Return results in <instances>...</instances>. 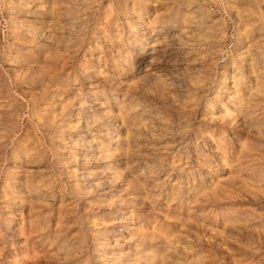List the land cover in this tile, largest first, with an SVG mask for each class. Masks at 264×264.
<instances>
[{
    "label": "rangeland",
    "instance_id": "obj_1",
    "mask_svg": "<svg viewBox=\"0 0 264 264\" xmlns=\"http://www.w3.org/2000/svg\"><path fill=\"white\" fill-rule=\"evenodd\" d=\"M52 8L64 28L50 51ZM138 13L176 54L148 77L137 66L144 55L126 71L128 50L105 48L126 46ZM92 53L107 60L102 72ZM112 69L132 86L128 96L108 88ZM234 71L242 95L231 106L224 81ZM93 81L109 99L102 114L93 108L95 131ZM238 99L250 103L241 115ZM239 151L240 164L226 166ZM126 209V221L171 234L173 264H264V0H0V264L135 260L118 231Z\"/></svg>",
    "mask_w": 264,
    "mask_h": 264
},
{
    "label": "bare ground",
    "instance_id": "obj_2",
    "mask_svg": "<svg viewBox=\"0 0 264 264\" xmlns=\"http://www.w3.org/2000/svg\"><path fill=\"white\" fill-rule=\"evenodd\" d=\"M73 1V0H72ZM36 2V1H35ZM59 4V3H58ZM61 5V4H60ZM55 8H52V10H49L48 12V16L49 14L53 15L52 17L53 18H50L49 20V24H56L58 25L57 29H55L54 26H52L51 28L49 27L50 25L48 24V48L50 51L54 50L53 47H55L56 44H58L57 46H59L60 42H61V38H60V33L57 32V30H61L63 29L64 27L62 25V19H64L62 16V13L57 12V10L54 11ZM58 9V7H57ZM127 9V8H125ZM133 10L134 11H138L137 8H136V4L133 6ZM46 11V10H45ZM46 13V12H45ZM55 13V14H54ZM46 15V14H45ZM136 17H139L135 23H133V27H132V31L130 33V35L128 36L129 37V40L127 41V44L126 46L123 47V44L122 47H115L113 44H111L109 46L108 45H105V48L107 49H112L111 52L112 54H120L122 57H123V54L127 51V55H124V59L120 63V66L122 65L123 69L125 68L126 71L127 69H131L133 67V65L131 66L130 65V62L132 61V59H138L141 55H144L145 58L144 59H141L140 58V62L138 63V70L143 73V76L144 77H148L151 75V73L153 71H155L157 68L161 67L162 70H165L166 68H169L173 62L175 61L174 59V55L176 54H173L170 49L168 48V46L166 45V42L164 41V39H162L163 37H161V30L159 31H155V29H158V27H160V25H157L156 23L152 22V21L149 19V21H147L148 23H146L145 25V19L143 16H141V13H138V14H135ZM50 17V16H49ZM110 19H113V18H110ZM156 19H158V16L156 17ZM118 20V19H117ZM122 20V19H121ZM164 20V19H163ZM111 21V20H109ZM56 22V23H55ZM118 22V21H117ZM156 22V21H155ZM161 22V21H160ZM116 23V22H114ZM171 23V22H170ZM45 24V23H44ZM74 24V23H73ZM140 25H142V28L140 27ZM74 27V26H73ZM78 28V27H77ZM75 29V28H74ZM116 29V26L115 28ZM144 30L143 32V35H140L139 32L140 30ZM118 30V29H117ZM102 31V30H100ZM28 32V31H27ZM62 32V31H61ZM65 32V31H64ZM63 32V33H64ZM103 32L105 33V37L112 34L113 31L111 29L108 28V24L104 25L103 26ZM177 32V31H176ZM67 33V32H66ZM116 33V32H115ZM182 33V32H181ZM185 33V32H184ZM205 34V33H204ZM67 37V36H66ZM112 38V37H111ZM110 38V39H111ZM101 40V39H100ZM108 40V38H107ZM120 40V39H119ZM123 40V39H121ZM121 40H120V43H121ZM88 41V40H87ZM96 42V40H95ZM102 42V41H101ZM114 42V41H113ZM111 42V43H113ZM110 43V42H109ZM168 43V42H167ZM98 44V42H97ZM119 44V43H118ZM70 45V44H69ZM63 46V45H62ZM95 48H99L97 45L94 46V49ZM61 51V50H60ZM92 51V50H91ZM95 52V51H94ZM50 55V54H49ZM97 55V54H96ZM119 55V57H120ZM52 56V55H51ZM105 57L107 56V54L104 55ZM112 57V55H111ZM255 57H253L254 59ZM102 56H100L98 54L97 57L94 58V53L91 54V61H95L97 62L98 64V69H99V72H102V67L103 68H106L107 66L104 65L101 63V60H102ZM252 59V60H253ZM258 59V58H257ZM41 60V59H40ZM104 60V59H103ZM57 62V61H56ZM105 63H107V60L105 59L104 60ZM118 63V62H117ZM191 63V62H190ZM96 64V63H95ZM65 66V65H64ZM116 65H112L111 66L109 65V67H114L115 68ZM175 66V65H174ZM89 67V66H88ZM108 67V68H109ZM136 67V66H135ZM137 68V67H136ZM52 70V69H51ZM96 71V70H94ZM133 71V70H132ZM176 71V70H175ZM254 71V70H253ZM54 72V70H53ZM105 72V71H104ZM103 72V73H104ZM107 72V71H106ZM105 72V73H106ZM112 76L110 79L106 80L110 83V85L108 86L109 89H113L115 88L116 90L120 91V93H122V96L126 97L128 96L130 93H132V86L129 85V84H126V82H124V80L122 79V73L121 72H118L116 71L115 69H112L111 71ZM169 73V72H168ZM48 74V73H47ZM65 76V70L64 68H62L59 73L57 74H54V73H50L49 76H48V80L50 82H52L56 76ZM97 76V75H96ZM166 76V75H165ZM239 76L238 73H236L235 71L230 75V77H226L224 83H231V86L228 88V93H227V96H226V103L227 104H230L231 106H234L235 103V99L237 98V96L239 95H242L240 93H242V89H240L239 87H237L236 83H235V79ZM172 77V76H171ZM174 77V75H173ZM170 78V77H168ZM230 78V79H228ZM239 78V77H238ZM103 79V78H102ZM58 80V79H57ZM60 80H61V77H60ZM91 80V79H90ZM98 80V79H97ZM58 82V81H57ZM61 82V81H60ZM172 82V81H171ZM243 82H245L243 80ZM108 83V84H109ZM120 84V88H117L115 86H118ZM168 84V83H167ZM195 84V83H194ZM68 85V84H67ZM94 86V87H93ZM107 86V85H106ZM66 87V86H65ZM64 87V88H65ZM77 87V86H76ZM167 87V86H166ZM63 86L61 85V83L59 84L58 86V89H57V93H60V95L63 94L64 92V89ZM100 88V90H99ZM107 87L105 86H99V83H95L93 81V83L90 84V89H89V103L92 108V111L91 113L89 114L88 116V119H87V124L90 126L89 130H92V131H95L97 129V126L98 125H94V123L99 120L102 116V115H98L99 112L96 110H93V108L96 106H100L101 107V114L105 111V104H106V101H108L109 99L106 100L107 98V95H106V89ZM49 89V88H48ZM248 90V89H247ZM138 91V90H137ZM68 92V91H67ZM112 92V91H111ZM81 93V92H80ZM100 93H103L104 96V99L101 100V102H99L100 99H102V97L100 96ZM142 93V92H141ZM248 93H250L248 91ZM65 94V93H64ZM64 94L62 95L63 96V100H61V103L63 105V108L62 110L64 111L65 110V101H64V98H66L64 96ZM69 94V93H68ZM247 93L243 94V95H246ZM252 94V93H251ZM59 95V94H58ZM75 95V93H74ZM68 96V95H67ZM77 96V95H75ZM74 96V98H76ZM247 96V95H246ZM249 96V95H248ZM53 97V96H52ZM79 98V97H78ZM120 96L119 95H115L113 96V100L115 101L114 104H117L118 105V111L123 113L124 111L127 110V106L125 105V102H126V99L124 101V98L118 102ZM242 98V97H241ZM247 98V97H246ZM44 100V99H43ZM68 101V100H67ZM86 101V100H85ZM132 101V100H131ZM213 101V100H212ZM239 101V114L241 115L242 111L244 110L245 111V108H246V111L249 107V104H248V107L246 106L247 103H245L246 100H243V99H238ZM54 102V101H53ZM56 102V101H55ZM69 102V101H68ZM79 103V102H78ZM210 103V102H209ZM82 104V103H81ZM129 104V103H128ZM226 104V105H227ZM238 105V104H237ZM112 106V105H111ZM230 106V107H231ZM61 107V106H60ZM110 107V106H109ZM132 107V106H131ZM252 107V106H251ZM255 107V106H254ZM108 108V107H107ZM233 108V107H232ZM56 109V107H55ZM60 109V108H59ZM58 109V110H59ZM96 109V108H95ZM67 110V109H66ZM250 110V109H249ZM248 110V111H249ZM53 111V110H52ZM61 110H59L60 112ZM156 111V110H155ZM227 111V110H226ZM128 112V111H127ZM64 114V113H63ZM246 114V113H244ZM127 115V114H126ZM159 115V114H158ZM239 115V116H240ZM232 116V115H231ZM238 116V115H237ZM123 118V117H122ZM159 118V117H158ZM76 119V118H75ZM125 119V118H123ZM255 119V118H254ZM129 121V120H128ZM135 121V120H134ZM253 121V120H252ZM125 122V121H124ZM123 122V123H124ZM159 122V121H158ZM123 125V124H121ZM127 125V124H126ZM126 128V127H125ZM141 128V127H140ZM155 128V127H154ZM112 129L114 130H117L116 127H112ZM237 129V128H236ZM111 130V129H110ZM91 134V132H88L87 135ZM137 134V133H136ZM129 136V135H128ZM135 137V136H134ZM99 138V137H98ZM170 138V137H169ZM119 137L118 136H115L114 137V144L119 142ZM189 144V143H188ZM99 145V144H98ZM232 145V144H231ZM240 145V144H238ZM107 146V145H106ZM222 146V145H221ZM253 146V145H252ZM131 148V147H130ZM241 149L239 150H242L241 152L244 153V151H246L248 148H249V145H248V142L246 140H243L242 142V145L240 147ZM119 150V148L117 149ZM127 151V150H126ZM152 152V151H151ZM222 151H220L221 153ZM228 152V151H227ZM240 152V151H239ZM234 153L231 155V157H223L224 159L222 160L224 162V164L226 165L228 162H234V161H239V164L240 162L242 161L243 157V153ZM224 153V152H223ZM246 153V152H245ZM249 153V152H248ZM225 156V155H224ZM247 160V159H246ZM23 160H22V157L19 158V161L17 162L18 164L21 163ZM222 162V163H223ZM249 162V161H248ZM230 165V164H229ZM228 165V166H229ZM227 166V165H226ZM244 166V165H243ZM250 170H251V167H250ZM213 171V170H212ZM147 173V172H146ZM162 173V172H161ZM140 178V177H139ZM249 179V178H248ZM140 180V179H139ZM156 180V179H155ZM179 180V179H178ZM174 188V187H173ZM224 193V192H223ZM173 194V193H172ZM183 200V199H182ZM45 208V207H44ZM232 210V209H231ZM224 212V211H223ZM170 213V212H169ZM125 214H128L127 216H125ZM237 214V213H236ZM233 215V214H232ZM234 215H235V212H234ZM130 216H133V210H125L123 211V215L121 216L120 220H118L117 224L119 225L118 227V231L120 232H124L128 235V238H130L128 241L131 242L129 248H134L135 250H138L135 257L136 259L133 261H130L129 259H127L128 261H125L124 264H169V263H172L173 260L172 257H171V252L173 251V245H171V242H172V239L173 238L171 236L170 233H167L165 231H162V232H159L157 231V228L154 226L155 225H152L153 226V229L151 230L150 227L152 226H148L146 227L145 225H141V227L139 226H136L135 223H133L132 221L131 222H128L126 221V218H129ZM180 218V217H179ZM224 218V217H222ZM189 220V219H188ZM116 223V222H115ZM148 224V223H147ZM184 227V226H183ZM163 229V228H162ZM161 229V230H162ZM31 230V229H30ZM169 232V230H168ZM178 232V231H177ZM29 235V234H28ZM177 237V236H176ZM178 238V237H177ZM127 241V240H125ZM174 243L175 245V242H172ZM153 246H156L158 249V252H151V249L153 248ZM179 248V246H177ZM177 249V248H176ZM175 250V248H174ZM186 252L185 255L188 256L190 255L187 250L185 249ZM178 252V251H177ZM176 252V253H177ZM180 252V251H179ZM36 253V252H35ZM183 253V252H181ZM24 254V253H23ZM114 254V253H113ZM179 254V253H177ZM34 255V254H33ZM123 255V254H121ZM126 255V254H124ZM194 255V254H193ZM49 256V255H48ZM173 256V255H172ZM122 257V256H120ZM125 257V256H124ZM175 257V256H174ZM173 257V258H174ZM178 257V256H177ZM112 258V257H111ZM121 259V258H120ZM123 259V258H122ZM121 259V261H122ZM32 260V259H31ZM126 260V259H125ZM56 261V260H55ZM116 261V260H115ZM175 261V260H174ZM75 263V262H74ZM113 263V262H112ZM123 263V262H122ZM174 263V262H173ZM172 263V264H173ZM108 264V263H107Z\"/></svg>",
    "mask_w": 264,
    "mask_h": 264
}]
</instances>
